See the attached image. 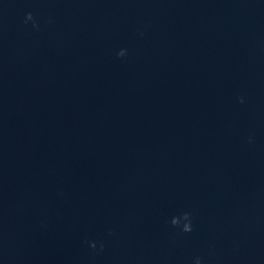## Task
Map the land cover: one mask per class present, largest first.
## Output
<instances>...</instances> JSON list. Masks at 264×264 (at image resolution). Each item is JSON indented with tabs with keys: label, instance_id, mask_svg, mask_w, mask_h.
I'll use <instances>...</instances> for the list:
<instances>
[{
	"label": "water",
	"instance_id": "95a60500",
	"mask_svg": "<svg viewBox=\"0 0 264 264\" xmlns=\"http://www.w3.org/2000/svg\"><path fill=\"white\" fill-rule=\"evenodd\" d=\"M197 257L264 264V0H0V264Z\"/></svg>",
	"mask_w": 264,
	"mask_h": 264
},
{
	"label": "clouds",
	"instance_id": "9594fccd",
	"mask_svg": "<svg viewBox=\"0 0 264 264\" xmlns=\"http://www.w3.org/2000/svg\"><path fill=\"white\" fill-rule=\"evenodd\" d=\"M28 21H33V26L34 27H39V25L35 22V17L33 15V13L29 12L26 15L25 18V23L27 24ZM127 53L126 49H121L120 52L118 53V55L120 57L125 56ZM241 102H243V98H241ZM171 224L175 227H177L178 229H180V231L184 232V233H190L194 230V225H193V216L190 212H184L181 215H176L172 218L171 220ZM90 246L93 249L97 248V243L96 241H91L90 242ZM103 243L100 244V251L103 250ZM195 264H203V259L201 257H197L195 259Z\"/></svg>",
	"mask_w": 264,
	"mask_h": 264
}]
</instances>
